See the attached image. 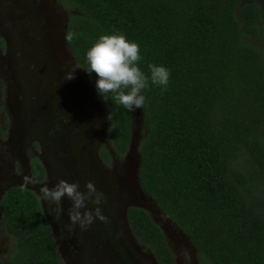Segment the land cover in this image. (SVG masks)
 <instances>
[{"label": "trees", "instance_id": "1", "mask_svg": "<svg viewBox=\"0 0 264 264\" xmlns=\"http://www.w3.org/2000/svg\"><path fill=\"white\" fill-rule=\"evenodd\" d=\"M68 47L85 64L102 34L138 42L139 67L170 70L167 90H142L137 175L141 188L194 245L198 264H264V25L255 0H59ZM108 114V139L121 155L132 111L105 101L96 74L81 68ZM110 129V130H109ZM107 157L108 151L102 147ZM38 176L43 173L40 164ZM0 207L10 264H63L38 198L12 186ZM136 239L159 264H176L149 211L127 210ZM0 264L2 261L0 260Z\"/></svg>", "mask_w": 264, "mask_h": 264}, {"label": "flooded vegetation", "instance_id": "2", "mask_svg": "<svg viewBox=\"0 0 264 264\" xmlns=\"http://www.w3.org/2000/svg\"><path fill=\"white\" fill-rule=\"evenodd\" d=\"M25 1L0 0V19L3 18L0 20V203L6 190L12 186L30 189L38 198L43 215L50 226L59 259L63 264H118L113 261V256L102 243L96 220L86 230H81L77 224L72 226L70 231L68 225L71 221L68 210L72 206V201L63 198L59 205H52L50 212L48 202L40 199L39 190L43 186L42 184H47L49 188H52L59 179L66 177L62 166L68 169V178L72 179V182H80L78 169L74 165V158L67 149L70 142L69 136L78 129L79 118L73 105L64 103V99L69 97V90L63 91L64 93L61 95L57 94L56 101L52 105L48 103V98L38 96L41 86L38 82L46 83V80L41 78L38 73L35 76L31 75L32 72L37 71L38 64L35 65L29 58L26 59L23 56V50L27 47V40L39 38L40 34L37 33V29H42V27L36 28L35 24L38 20H43L38 15V0H34L29 6ZM13 2L14 4H12ZM15 2L19 4L16 5ZM65 29L66 26L64 32ZM6 34L14 35L18 41L9 43ZM18 72L21 74L22 80L19 84H15L14 77ZM66 82L73 84L74 80H66ZM14 102H20L21 113L27 121L24 122L26 124L24 126L30 130L29 138L27 137L26 140L15 135L14 129L17 122L14 120L12 114L14 110L11 107ZM57 131L67 133L68 136H66V140L63 139V145L58 146L54 152L51 144ZM45 137H49V140H46ZM53 145L55 146L56 142ZM102 147L107 149V157L101 153ZM49 152H52L53 159L48 158ZM120 155L112 146L108 139V133H106L105 139L99 146L101 161L116 175L125 173V178H128V175L134 176V159L130 160L132 164L129 166L128 172H125L124 169H118L117 159ZM123 155L128 159L130 156L129 147ZM44 160L53 163L56 170L49 171ZM57 162L63 165L60 166ZM38 164L43 169L40 177L37 172L38 168L35 167ZM26 175L37 177L40 183L25 186L23 178ZM88 205V208H93ZM130 205L132 204H129L128 207ZM126 219L134 239V232L129 225L127 214ZM2 230L7 232L0 207V233ZM6 239L0 238V260L2 264H10L8 262L10 246L5 242ZM2 243L5 245L1 246ZM174 261L176 264H183L175 255ZM191 264H198L195 256Z\"/></svg>", "mask_w": 264, "mask_h": 264}, {"label": "water", "instance_id": "3", "mask_svg": "<svg viewBox=\"0 0 264 264\" xmlns=\"http://www.w3.org/2000/svg\"><path fill=\"white\" fill-rule=\"evenodd\" d=\"M54 9L53 7L51 16L49 14L51 8L46 7L44 3L41 4L38 8V15L43 21L38 20L37 24H35L36 28L42 27V29H37V33L40 34L39 38L27 40V47L23 50V56L26 59L29 58L35 65L38 64L37 71L32 72L31 75L35 76L38 73L41 78L46 80V83L38 82L41 85L40 88L38 87V92H40L38 96L48 98V103L52 105L56 101L57 94L61 95L64 93L63 91L69 90V97L67 96L64 99V103L73 105L74 111L79 118V125L78 129L69 136L70 142L67 149L73 156L74 165L78 169L81 182L80 190L85 191V183L88 180H92L95 182L97 189L105 194L106 200L99 207L109 217V222L105 223L99 218L95 220L98 222L102 243L113 256V261L118 264H159L152 251L149 249L143 250L135 235L134 239L132 238L126 219L127 207L132 204L146 208L156 222L157 218L152 216L151 211H157L170 221L154 200L144 192L138 180L137 166L139 155L137 143L139 132L136 126L137 121H135L132 112V135L128 147L130 156L136 158V161L134 162V176L131 177L133 178V183H128L122 175H116L111 172L99 156V146L107 133V114L84 72L81 68L76 69L73 84L64 80L76 60L71 50L68 51L66 48L64 28L60 29L63 21L58 19V13H55ZM63 26L65 27L66 25L64 24ZM6 36L9 43L18 41L17 38H14V35L6 34ZM25 67L28 68V66ZM14 78L15 84H19L22 80L19 72ZM54 82L56 83L54 84ZM19 106L20 102H14V105L11 106L14 110L12 112L14 120L17 122L14 131L17 137L26 140L27 137L29 138L30 130L24 126L26 125L24 122L27 121L21 113L22 107L20 109ZM66 136H68L67 133L56 132L55 139L52 140L51 144L54 152L58 146L63 145V139ZM45 138L49 140V137ZM54 142H56L55 146L53 145ZM48 158L53 159L52 152H49ZM44 163L49 171L56 170L53 163H48L46 160H44ZM57 163L60 166L63 165L59 162ZM62 167L66 173L64 179L72 182V179L68 178V169L65 166ZM64 200H69V198L65 196ZM88 204L89 207H97L91 202H88ZM153 205L156 206L155 209L150 208ZM149 209L152 210L150 211ZM181 234L186 237L182 231Z\"/></svg>", "mask_w": 264, "mask_h": 264}, {"label": "clouds", "instance_id": "4", "mask_svg": "<svg viewBox=\"0 0 264 264\" xmlns=\"http://www.w3.org/2000/svg\"><path fill=\"white\" fill-rule=\"evenodd\" d=\"M76 35L72 31L66 32L64 35L66 43L71 44ZM141 59L138 42L128 40L124 34H102L86 51L85 64L76 62L72 65L64 80L74 79L78 68L85 69L89 74L94 72L97 77L96 90L105 101L110 98L116 105L134 111L144 107L145 97L141 93L149 86V81L166 91L171 75L167 67L156 64L148 65L150 76L145 74L139 67ZM112 117L113 113L110 112L107 119L111 121ZM23 179L25 186L40 183L35 176L26 175ZM42 185L39 190L40 199L48 202L50 212L52 205H59L65 196L72 201V206L68 210L70 231L72 226L77 224L82 230H86L96 218L105 223L109 222V217L99 207L106 200L105 194L97 189L94 181L88 180L85 183V191L80 190L79 181L69 182L62 178L52 188L47 184ZM88 202L97 207L88 208Z\"/></svg>", "mask_w": 264, "mask_h": 264}, {"label": "rangeland", "instance_id": "5", "mask_svg": "<svg viewBox=\"0 0 264 264\" xmlns=\"http://www.w3.org/2000/svg\"><path fill=\"white\" fill-rule=\"evenodd\" d=\"M34 0H26L25 2L28 4V6L30 5V3H32ZM36 1V0H35ZM259 3V5L262 7V23L264 25V0H255ZM16 5L19 4L17 2H15ZM44 3L46 5V7H50L51 8V12H49V14H53V7L54 12L58 13V19H60V21L62 22L61 28H64V24L66 25V21H67V11L64 8V6L62 5V3L59 0H38V4L39 7L41 6V4ZM14 4V2L12 3ZM48 5V6H47ZM3 19V18H2ZM0 19V20H2ZM64 23V24H63ZM67 49H70L67 47ZM98 97V96H97ZM99 98V97H98ZM100 99V98H99ZM101 101V100H100ZM102 105L105 108L106 114L108 116V112L106 110V107L104 105V103L101 101ZM134 114V119L135 121H137V127H138V132L140 135V130H141V120H140V108L135 109L134 111H132ZM108 127V119H107V125L106 128ZM137 154V152H136ZM135 155V153H134ZM136 156V155H135ZM134 159V162L136 161V158H133L131 156L127 158H125V156L122 154L120 155V157L117 159V165H118V169H124V171L126 172L127 170H129V166L132 164V162H130V160ZM109 166L111 167V164H109ZM118 169H116L117 171H119ZM128 172V171H127ZM125 174V173H124ZM122 174V176L125 178L126 176ZM133 175H128V178L126 179V182L128 183H133ZM131 189V188H130ZM148 208V207H147ZM150 208L155 209L156 206L153 205ZM152 209H149L150 211ZM152 216H155L157 219V223L162 226L163 231L165 233V236L167 238V241L171 247V250L173 252V254L175 256H177L178 260L180 262H182L183 264H191L193 257L195 256V258L197 259V253H196V249L194 247V245L185 237L181 234V231L178 229L177 226H175L171 221H169L168 219H165L163 217L162 214L158 213L157 211H151ZM2 227V226H1ZM0 238H7L6 239V243L9 244L10 246V237L8 235L7 232H5L4 230L1 231L0 233ZM139 242V241H138ZM140 243V242H139ZM5 244H1V246H4ZM140 246L143 250H148V247L146 245H142L140 243ZM194 252V253H193Z\"/></svg>", "mask_w": 264, "mask_h": 264}]
</instances>
